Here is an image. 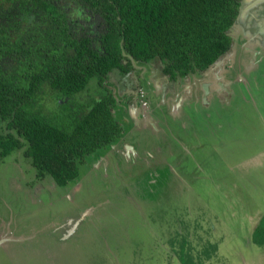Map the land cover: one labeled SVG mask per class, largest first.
I'll use <instances>...</instances> for the list:
<instances>
[{"label":"rangeland","instance_id":"1","mask_svg":"<svg viewBox=\"0 0 264 264\" xmlns=\"http://www.w3.org/2000/svg\"><path fill=\"white\" fill-rule=\"evenodd\" d=\"M97 25L88 20L86 29ZM231 36L214 68L166 82L176 107L160 109L158 124L131 105L134 87L113 76L107 86L125 135L68 186L37 179L23 151L6 157L0 264H264L254 240L264 226V0H243ZM234 53L241 84L223 78ZM148 65L136 69L162 78L158 60Z\"/></svg>","mask_w":264,"mask_h":264},{"label":"trees","instance_id":"2","mask_svg":"<svg viewBox=\"0 0 264 264\" xmlns=\"http://www.w3.org/2000/svg\"><path fill=\"white\" fill-rule=\"evenodd\" d=\"M242 1L0 0V164L23 151L37 179L75 182L125 135L112 73L158 60L181 83L214 68ZM69 2L84 20L66 12ZM254 237L264 248L262 223Z\"/></svg>","mask_w":264,"mask_h":264},{"label":"crops","instance_id":"3","mask_svg":"<svg viewBox=\"0 0 264 264\" xmlns=\"http://www.w3.org/2000/svg\"><path fill=\"white\" fill-rule=\"evenodd\" d=\"M239 61L242 62V56L237 55V53H234L232 55V58L227 59L228 65L226 64L225 72L223 73L224 80L229 81V79H230V80H232V84L233 83L241 84L242 81H244V82L247 81L246 77L243 76L242 73L236 74V79H234V76L232 75L231 70H233L235 65H237V64L239 65ZM145 65H147L149 68H151L148 64H145ZM136 68L137 67L135 66V69L133 71V72H135V75L133 74V76H132L133 81H138V87L140 89L145 90V92L148 94L149 99L152 98L151 97L152 92L153 93L155 92V94H156L155 97L157 99L156 107L152 106L151 99H150V106L151 107L149 109L146 110L143 108H137V110H139L142 113L144 120L145 121L150 120L152 125L158 124V122H160V119L163 122L165 120V118L161 117L160 109L164 110L166 107L169 110L168 111V115H169L170 111H172V107H176L174 96L168 94V88H167V84H166V82H168L167 79L163 75H161L163 80L166 79V80H164L165 82H163L161 80L162 78H158V75H156V74L154 75V73L151 70H149L150 74H151L149 77V75H147V69H145L144 67H141L139 70H137ZM239 68H240V66H239ZM117 73L119 74V76L117 77V80H118L117 85L122 84L123 86H126V79L124 78V76H126V75H121L119 71ZM117 73H115V74H117ZM148 78H150V79H148ZM158 109H159V111H156ZM133 123L134 122L131 123L132 129L134 126ZM114 147H115V145L113 146V148ZM116 147H117V145H116ZM120 148H121V145H120Z\"/></svg>","mask_w":264,"mask_h":264},{"label":"flooded vegetation","instance_id":"4","mask_svg":"<svg viewBox=\"0 0 264 264\" xmlns=\"http://www.w3.org/2000/svg\"><path fill=\"white\" fill-rule=\"evenodd\" d=\"M68 7H73L72 8V10H76V6L73 4V3H71V2H69L68 3V5H67V7L65 6V9H66V12H70V11H68ZM118 71H114L113 73H112V76H111V79H113V76H115L116 74L115 73H117ZM133 73L134 72H131V73H129L128 75L130 76V74H132L133 75ZM128 75H126L125 77L127 78V76ZM110 79V80H111ZM128 80H126V86H130V87H134L133 89H134V91H133V94H132V99H131V105H133V106H136L137 108H142L141 106H140V98H139V91L141 90L139 87H138V81H131V83H129V82H127ZM147 99H148V103H149V107L148 108H150L151 106H150V99L148 98V94H147Z\"/></svg>","mask_w":264,"mask_h":264},{"label":"built area","instance_id":"5","mask_svg":"<svg viewBox=\"0 0 264 264\" xmlns=\"http://www.w3.org/2000/svg\"><path fill=\"white\" fill-rule=\"evenodd\" d=\"M140 106L143 108V109H149V103H148V99H147V93L145 92V90L141 89L140 90Z\"/></svg>","mask_w":264,"mask_h":264},{"label":"water","instance_id":"6","mask_svg":"<svg viewBox=\"0 0 264 264\" xmlns=\"http://www.w3.org/2000/svg\"><path fill=\"white\" fill-rule=\"evenodd\" d=\"M242 2H243V1H242ZM222 57H223V56H222ZM222 57H221V58H222ZM221 58L217 61L216 65H218V62L221 60ZM216 65H215V66H216Z\"/></svg>","mask_w":264,"mask_h":264}]
</instances>
